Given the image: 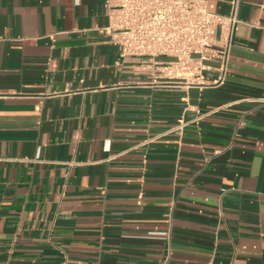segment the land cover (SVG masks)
I'll return each instance as SVG.
<instances>
[{
  "label": "crops",
  "instance_id": "obj_1",
  "mask_svg": "<svg viewBox=\"0 0 264 264\" xmlns=\"http://www.w3.org/2000/svg\"><path fill=\"white\" fill-rule=\"evenodd\" d=\"M106 1L0 0V264H264V0L205 86L122 60Z\"/></svg>",
  "mask_w": 264,
  "mask_h": 264
},
{
  "label": "built area",
  "instance_id": "obj_2",
  "mask_svg": "<svg viewBox=\"0 0 264 264\" xmlns=\"http://www.w3.org/2000/svg\"><path fill=\"white\" fill-rule=\"evenodd\" d=\"M237 10L238 0L229 15L210 11L207 0H107L106 31L121 59H142L155 80L205 86L213 59L221 61L218 82L225 79Z\"/></svg>",
  "mask_w": 264,
  "mask_h": 264
}]
</instances>
